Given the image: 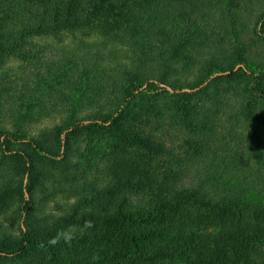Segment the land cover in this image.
<instances>
[{"label": "trees", "instance_id": "trees-1", "mask_svg": "<svg viewBox=\"0 0 264 264\" xmlns=\"http://www.w3.org/2000/svg\"><path fill=\"white\" fill-rule=\"evenodd\" d=\"M257 3L251 27L254 0H0V216L10 174L30 194L0 264H264ZM70 33L85 37L77 48L62 43ZM168 126L188 149L166 145ZM106 133L137 152L89 166ZM59 194L74 200L45 215Z\"/></svg>", "mask_w": 264, "mask_h": 264}, {"label": "rangeland", "instance_id": "rangeland-1", "mask_svg": "<svg viewBox=\"0 0 264 264\" xmlns=\"http://www.w3.org/2000/svg\"><path fill=\"white\" fill-rule=\"evenodd\" d=\"M256 2V4L253 5V9L251 11L246 12L245 18H246V22L250 24L251 27L255 26V20L257 17V14L260 12V6L257 2H261L264 3V0H254ZM226 2H228V0H226ZM81 38H85L83 36V34L81 33H70L69 35H66L64 37V39H62V43L66 44L68 48H77L79 40H81ZM94 38H89L87 37L88 41L93 40ZM49 42L51 43V41H53V44L55 45L56 43H60V41L58 39H54V38H49L48 39ZM44 41V40H42ZM258 53H261L262 55H264V48L258 47L256 48ZM12 69H13V73L15 75H27V71H26V65L19 62V61H15L12 64ZM186 76L190 77L191 80H194L196 78L197 75H195V73L190 72L187 73ZM172 91V90H170ZM228 99V97H226ZM228 103L229 101H227V105L225 107H222L219 112H217V114H219V116L222 118L221 123L223 126L222 127V131H224L226 129V125H228V116H226L227 111H228ZM59 121V118H51L49 120H45L42 121L41 123H37L36 124V130H40V129H44V128H52L54 127L57 122ZM238 129L241 127H237ZM104 136V143H105V147L102 149H93L92 150V154L90 155V159L87 161V164L89 166L92 165V163H95L96 161H98L100 158L102 157H107L111 154H113L114 152H122L121 150H126L130 153H136L137 150L135 148L132 147V145H128V144H123L120 142H116V144H114L111 141V136L109 134H105ZM88 138L86 135H81L78 138H81V141L84 138ZM89 139V138H88ZM183 140H187V135L184 132V130L180 127L176 128L173 126H168L167 130L165 131V143L167 146L172 147L174 150H176L177 152H181L184 151V148L187 147V149L189 148L188 145H184L183 147ZM98 141V140H96ZM83 148L85 149L86 145L83 143L82 144ZM82 149V150H84ZM113 152V153H112ZM1 156H2V150L0 147V161H1ZM2 165L0 162V170L2 169ZM1 171H0V175H1ZM97 176L96 171H89L88 172V179H92L93 177ZM10 177L12 178V184L13 187L7 188L6 189V193L3 195V197H6V199L8 200L5 204L4 207H9V213H6L2 216H0V235H3L4 233H9L12 235H19L20 234V230L21 228H24L23 225V218H19L16 214H15V209H17V207L20 205V202L23 199H29L30 198V194L29 192H27L26 189H24L25 191L22 192V185L26 186L28 180L27 178H25L24 180L22 178H15L16 176L10 174ZM194 177V176H193ZM16 182V183H15ZM22 184V185H21ZM1 196V195H0ZM57 196V197H56ZM52 195L47 197V206H45L43 212L45 215H51V216H56V215H60L61 213H63V208L64 207H68L70 203L73 202V198H68L65 197L62 194L59 195ZM1 215V214H0ZM43 215V214H42ZM1 264H27L26 261L22 260V259H17V260H7L5 262H2Z\"/></svg>", "mask_w": 264, "mask_h": 264}]
</instances>
